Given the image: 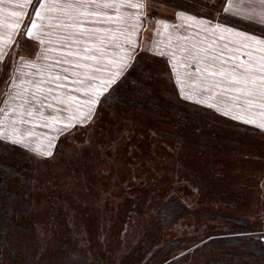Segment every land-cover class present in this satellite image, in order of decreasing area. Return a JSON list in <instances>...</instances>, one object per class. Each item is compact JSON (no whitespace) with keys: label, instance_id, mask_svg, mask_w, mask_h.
I'll return each instance as SVG.
<instances>
[{"label":"rangeland","instance_id":"1","mask_svg":"<svg viewBox=\"0 0 264 264\" xmlns=\"http://www.w3.org/2000/svg\"><path fill=\"white\" fill-rule=\"evenodd\" d=\"M187 2L213 16L220 5ZM156 3L162 16L178 10ZM169 72L142 53L128 105H105L51 157L0 145V206L25 209L14 207V224L0 209L12 227L0 264H264V129L181 99ZM172 194L181 209L163 216ZM249 210L259 213L239 236L237 215ZM161 217L171 223L161 228Z\"/></svg>","mask_w":264,"mask_h":264},{"label":"snow or ice","instance_id":"2","mask_svg":"<svg viewBox=\"0 0 264 264\" xmlns=\"http://www.w3.org/2000/svg\"><path fill=\"white\" fill-rule=\"evenodd\" d=\"M163 2L173 16L156 0H0V145L51 157L105 105H128L142 53L170 67L181 99L264 129V0H220L215 16Z\"/></svg>","mask_w":264,"mask_h":264},{"label":"trees","instance_id":"3","mask_svg":"<svg viewBox=\"0 0 264 264\" xmlns=\"http://www.w3.org/2000/svg\"><path fill=\"white\" fill-rule=\"evenodd\" d=\"M19 190V189H18ZM29 193H30V191H26V194H28L29 195ZM173 195V197L169 200V201H167L166 202V204H163L164 205V207H163V212H162V215L163 216H167L168 215V213L170 212V214H174V216L177 214V212L178 211H180V209H181V204L176 200L177 199V197L175 196V194H172ZM181 201V200H180ZM176 205V206H175ZM16 206V210H17V213L20 211V212H23V211H25V209L23 208V207H21V206H17V205H13L12 206V208H11V203H7V204H5L4 206H0V209L2 208L3 210H2V213H3V211H7V215L6 216H4L3 215V219L4 220H7L8 218L10 219V222H11V224H14V217H13V209H14V207ZM177 206H178V208H177ZM262 207H263V204H260L259 205V208H260V210L262 209ZM12 209V210H11ZM11 211H12V215H11ZM224 211H227V212H232V213H236V212H234V211H231V210H229L228 209V207H225V209H224ZM161 212H160V214H161ZM253 213H259V212H256V211H253V212H251L250 210L249 211H247V212H239V214H241V216L240 215H237V218H238V223L237 224H235L234 226L235 227H237V228H239V230H243V231H239L238 232V234H239V236H242L243 234L242 233H244L247 229H249L250 227L248 226V224H247V222H246V220H245V218H247V217H249V215H252ZM169 214V215H170ZM158 215V214H157ZM236 215V214H235ZM157 218V217H156ZM156 218H154V219H156ZM257 219H259V220H261V218L259 217V216H257ZM15 220H16V222H17V219L15 218ZM159 221L161 222V224H163V225H161V226H163V227H161V228H164L168 223H171V221H170V219H166V218H163V217H161L160 219H159ZM2 225H3V221L2 220H0V246H2V244L4 243V241H5V235H6V233H8V231L12 228V227H9V229H8V231H7V229L5 228V227H2ZM237 234V235H238ZM217 238H219V239H222V240H227L225 237H223L222 235L220 236V237H217ZM216 237H214V238H212V239H217ZM184 241V240H183ZM209 241H212V240H210L209 239ZM215 241H217V240H215ZM264 242V241H263ZM203 245H204V243H203ZM199 246H202V244H200ZM242 246H241V244L239 245V247L237 248V249H240ZM193 249H196V248H193ZM193 249H191V250H193ZM125 253H127L126 251H125ZM214 255V254H213ZM103 258L104 259H106V257L103 255ZM109 259H110V257H109ZM111 260H112V258H111ZM112 261H114L115 262V264H117V259L115 258L114 260H112ZM218 264V263H217Z\"/></svg>","mask_w":264,"mask_h":264}]
</instances>
